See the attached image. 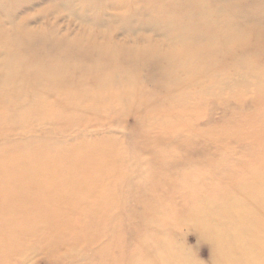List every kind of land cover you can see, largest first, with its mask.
I'll use <instances>...</instances> for the list:
<instances>
[{"label": "rangeland", "instance_id": "374dc122", "mask_svg": "<svg viewBox=\"0 0 264 264\" xmlns=\"http://www.w3.org/2000/svg\"><path fill=\"white\" fill-rule=\"evenodd\" d=\"M146 5L161 8L148 16ZM202 20L219 28L197 42L206 44H186L188 76L169 67V54L183 48L181 28L166 26L170 36L158 30L176 21L191 39ZM67 88L83 105L59 118ZM93 104L100 111L89 110ZM263 122L264 0H0V157L47 164L68 147L115 140L111 160L121 162L107 180L116 189L112 202L101 200L104 187L87 200L72 241L28 239L8 264H103L109 254L106 264H146L154 252L166 262L170 255L179 264H225L216 232L191 214L187 187L210 197L228 192L224 167L256 155ZM8 166L0 160V169ZM51 194L46 217L69 219ZM40 218L25 232L43 231Z\"/></svg>", "mask_w": 264, "mask_h": 264}, {"label": "bare ground", "instance_id": "6f19581e", "mask_svg": "<svg viewBox=\"0 0 264 264\" xmlns=\"http://www.w3.org/2000/svg\"><path fill=\"white\" fill-rule=\"evenodd\" d=\"M177 7V1H173L168 5L169 10L172 12ZM144 8H146V10H143L147 12L146 15L151 16L157 14L161 7L146 5ZM167 16L172 15L167 14ZM171 22L162 21L164 27L162 26L158 31L163 36H170L169 32L174 31L167 32V27L176 28L178 26L181 28L182 34L176 39L179 41L178 43L181 42L183 48L181 47L182 49L174 50L172 54H169L171 56L168 57L169 67L173 69L174 67L183 68L190 76L192 69L186 62L189 50L186 44L189 42L192 45L206 44L197 42L204 41L207 35L213 32L215 26L218 25L208 27L205 20H202L203 24L199 23L197 27V35L188 39L189 35L185 32L186 29L176 21ZM177 32L176 29L175 33ZM170 38L172 41L176 40ZM212 45L207 43L208 48L211 50ZM213 55L215 53H211L209 57L216 58V55ZM45 90L52 91V88L47 86ZM62 95L65 101L62 102V106L68 102L65 100L66 98L69 99V103L64 109H61V107L56 109L59 118L62 114L67 115L68 112H65V109L70 107L71 112L75 114L74 111L83 105L81 99L73 101L76 98L73 89L67 88V91H64ZM76 103L80 105L77 106ZM91 106L92 109L89 110L100 111V108L96 105ZM16 114L15 112V117ZM259 124L261 125V123ZM255 127L256 125L249 123V128L254 130ZM111 141L103 146H95V148L90 146L84 148L68 147L61 154V158L54 159V161L48 160L46 161L47 164L42 163L44 160L40 161L38 156L35 161H30V159V162L20 160L21 163L11 161V157L7 155L0 157L2 162L9 164L7 170L0 169V264H8L10 257L12 258L15 254L27 250L28 245L26 243L28 239L35 238L38 244L51 245L53 242L58 241V237H60L62 242L58 244L66 246V243L72 241V238L76 236L73 233L77 220L75 216L79 214V210H83L87 200L92 197H99L101 187H104L101 200L107 199V202H112L113 191L115 193L116 189L112 188V184H107V180L115 175L113 170L118 165L121 166V162L115 160L113 162L116 163L113 164L111 160V153L117 147L116 141ZM254 141H258L256 148L260 150H257L256 155L249 158L246 164L232 163L231 167H224L226 169V179L231 184L228 192L225 194L216 193L213 195L214 197H210L205 190H200L194 186L187 187V196L192 200L191 206L193 209L191 212H195V214H191L199 220L200 225L203 227L208 225L216 232L217 245L223 248L222 251L225 252L222 256L225 264H264V138H258ZM118 149H120L119 146L117 152H119ZM37 151V149L34 150L35 154ZM92 154L98 156V158L95 159L96 156L92 157ZM252 167L256 168L252 169ZM238 168L239 170H236ZM200 173V177H203V172ZM46 182L48 186L52 185L51 190H47L48 187L44 185ZM201 183L203 184V182ZM55 184H59V186L56 187ZM62 184H65V193H63L64 187L62 188ZM50 192L52 193L50 197L52 202L55 200L54 204L61 201L63 210L59 215L64 216V214L70 213L69 219L65 217L61 219L63 222L61 220L56 222L51 218L49 221V218L46 217L47 206H45V203ZM61 193L63 195L59 197ZM37 200H40L42 204L37 206ZM99 208L100 204L96 205L94 210L104 211V208L101 210ZM41 216H43L42 223L44 222L45 225L43 231L33 235L30 232H25L27 229L32 231L33 228H36L39 224L37 219H41ZM223 216L225 218H221ZM45 217L48 219H45ZM210 219H212L211 222ZM104 220L108 219H103V222H101L105 225L108 221L105 222ZM62 223H66V229L64 230L60 227ZM67 224L71 228L70 231ZM112 235H114L112 237L114 242L117 243L122 240L115 229ZM88 236L92 238L93 235L90 233ZM89 237L82 236L78 239L84 238L89 241ZM139 244V247H141V243L137 241V245ZM233 249H235L234 252L237 250L235 256ZM163 255L161 253H151V258L147 260L146 264H179L178 260L170 255L168 256L170 257L169 262H166ZM110 259L109 254L104 258L103 264H106Z\"/></svg>", "mask_w": 264, "mask_h": 264}]
</instances>
